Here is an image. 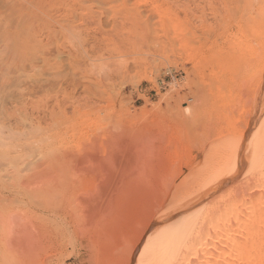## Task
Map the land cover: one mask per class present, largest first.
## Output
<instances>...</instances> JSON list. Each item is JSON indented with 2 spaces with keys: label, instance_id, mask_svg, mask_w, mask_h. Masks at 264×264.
<instances>
[{
  "label": "bare ground",
  "instance_id": "bare-ground-1",
  "mask_svg": "<svg viewBox=\"0 0 264 264\" xmlns=\"http://www.w3.org/2000/svg\"><path fill=\"white\" fill-rule=\"evenodd\" d=\"M13 7L17 10L15 4ZM11 8L9 2L0 0V14ZM158 14L167 25L174 27L164 11L158 10ZM1 27L3 23L0 26L2 51L13 45H17L16 49L27 45L19 42V38L14 40L17 34L13 31ZM187 44L182 47L186 49ZM234 45L235 59L242 63L237 62L241 71L235 70L239 74L235 84L237 91L232 89L225 93L216 87L207 97L221 102L219 111L215 109L218 112L208 107L217 113H207L208 109L202 110L201 104L200 110L199 103L187 104V112L183 111L186 114L168 112L174 122L164 113L169 123L160 116H148L150 110L145 111L146 105L139 107V113L134 111L136 108L133 112H125L129 110H125L127 107L121 109L131 101L122 105V99L116 102L114 98L123 94L120 87L123 83L120 82L117 89L112 84L116 81L118 84L123 78V63L83 60L86 63L62 64L60 60L49 62L48 57L41 62H12L7 64L5 72L2 68L0 264H264L262 142L259 144L262 148L256 149L257 158L255 152L252 159L255 169L250 167L255 175L250 172L251 180L241 183L240 192L229 195L228 191L217 201L216 198L221 197L217 189L232 178L226 171L228 168L216 172L220 165L216 170L211 166L214 174L212 169L206 170L209 166H203L202 161L201 167L205 168H201L203 173L200 169L203 177L198 179L201 173L195 174L193 157L187 156V152L190 155L192 151H188L179 137L183 134L188 140L190 134L189 139L196 140L202 136L200 139L205 146L201 144L203 147L198 150L201 148L203 155L213 145L214 134V138L219 139L229 135L233 141L243 137L244 130L239 131L232 124L224 108L239 103L244 93L251 90V68L263 63L264 50L261 45L253 47L245 42ZM190 56L194 66L206 65L197 58V52H191ZM217 77L214 76L215 81ZM158 107L157 112L162 111ZM157 112L154 111L161 113ZM210 119L223 121L225 127L221 124L218 129V121ZM212 124L217 127V133ZM172 125L178 127L180 133L188 130L185 135L184 131L178 134V129ZM199 126L203 134L196 131L201 129ZM189 129L195 132L188 133L192 131ZM228 138L222 144L226 147H220V150L224 148L223 152L217 151L222 157L218 155V162H226L225 158L231 153L228 144L231 138ZM191 142L188 141L192 147ZM193 147L191 150H195ZM224 152L228 153L225 157ZM207 156L201 158L207 159ZM215 162L212 163L215 165Z\"/></svg>",
  "mask_w": 264,
  "mask_h": 264
},
{
  "label": "rangeland",
  "instance_id": "rangeland-1",
  "mask_svg": "<svg viewBox=\"0 0 264 264\" xmlns=\"http://www.w3.org/2000/svg\"><path fill=\"white\" fill-rule=\"evenodd\" d=\"M6 1L12 5V8L11 11L8 9L5 10L7 16L5 11H2V15L0 14V16H2L0 18H3L2 20L0 19V24L2 25L3 23V27L5 26V29L3 27H1V29L8 32L13 31L14 34H17V37H15L14 40L19 38V42H23L25 44L27 43V45H23L20 49L18 47L16 49L17 45H13L9 49H5L6 51H2V49H0V76L7 71L5 70L8 69L9 65L7 64H13L15 62L22 63L29 60L41 62L46 58V60H48V57L49 62L57 63L58 60H60L63 62L62 64L65 62H67L65 64H73L76 62L77 64H80L83 60L87 61V63L101 62L104 64V62L107 63L110 60L111 62L108 63L114 64L116 62V64L120 65L123 63L122 65L125 67L123 68L125 70L122 78L123 81L122 79H119V83L117 84V81L114 82L112 87L114 86V88L117 89L120 86V82L123 83L120 87L122 93L126 95L124 97L122 94V98L120 97L116 99L115 97L114 99L116 102L118 101V103L119 100L122 99L123 102L121 100L122 103L120 102V105L124 104L127 100L131 101L127 102L129 105L125 103L126 105L121 106L124 108L120 107L121 109H125L127 107L125 110L129 109L127 111L123 110L125 112H133L136 108L134 111L139 113V107L141 109L143 108L142 106L146 105L147 107L144 106V108L148 109L145 111L150 110L147 112L149 115H147L152 117L154 116V118L157 115L158 118L160 116L163 119L165 118L163 116H165L168 112L172 114L175 112H181L182 114L183 111L187 112L185 106L187 107L191 104L197 105V103H199V106H197L198 108L201 104L202 110L208 109L207 113H210L211 111L208 108L209 106L213 108L212 110L217 109L219 111L218 107L220 105L218 106V104H221V102L218 103L215 99L212 100L207 96L209 91H213L214 93L216 91V87L219 88L220 91L223 90L222 92L225 93L233 90L237 91L238 86H236V83L239 74L237 75L236 73L237 71L238 73L241 71L240 69H242V67L240 65L242 63L240 62L241 60L235 59L237 50L234 49V43H250L253 47L261 45L264 50V0ZM13 4H15V9L17 10L13 9ZM158 10L164 11L167 14L174 27L171 28L167 25L168 23H165L164 17L161 14H158ZM11 22L12 26L10 27L9 25H11ZM15 26L19 28H15ZM12 27L14 30L11 29ZM184 43H188V46L185 47L186 49L182 47L184 46ZM86 49L89 50L86 52ZM76 50H79L82 57L86 56L87 58H82L78 51L77 53L75 52ZM68 51L70 53H68ZM193 51L197 52V58L200 59L201 63H206V65L194 66L193 60L190 59V53ZM75 55L76 57H74ZM188 56H190V58ZM77 57L81 58L76 59ZM90 58L93 60L91 61ZM73 60H75V62H73ZM205 60H207V62H205ZM85 61L81 64L86 63ZM6 65L7 67H5ZM251 69V90L244 93L243 99L239 103H235L232 107L229 106L230 108L228 109L223 107L228 110L229 115H227L229 120L233 121L232 124L237 127L239 131L244 130L243 137L241 136L240 139H235V141H233V138L229 135L223 136V138L220 137V139L214 138V133H217L219 127H222L221 124L223 123L221 122L223 121L210 119L214 122L218 121L216 125L218 129L216 126H213L214 123L212 124L213 128L216 127V131L212 128L214 135L212 134L213 136L211 138L212 142L214 141L213 145L215 146L211 145L212 147L210 146V150L208 151L209 153L204 152L203 155V151H200L201 148L200 150L198 149L199 147H203V145L205 146V144H203V139H200L202 136L197 134L199 131L203 134L201 132L202 127H200L202 126V123L199 126L201 129L196 130V134L200 137L196 138L197 141L193 138L191 139L193 141L195 140V143L193 141L191 142L189 139L192 135H188V133L193 134L195 131L193 132L192 129H189L192 131L187 133V140V136L184 138L181 133L184 131L185 135V130L188 129H185L180 133V129L175 127V125H172L175 129H178V134H181L179 136L175 132L179 137H182L181 143L185 146L187 145L186 147L189 148L188 151H192L190 155L189 152H187V156L189 158L193 157L195 174L199 175V173H201V170L205 168L203 167L204 164H206V168L209 166L206 170L209 171L212 169L214 174L218 171H222L221 169L225 170V168H228L226 171H228V175L232 176V178L229 182L227 181V185L225 184L223 185L224 187L221 186L222 188L220 187L217 189L220 191L217 192V190H215L214 195L217 197V193H219L218 197L221 196L219 198L215 197L217 201L218 199L224 197L223 195H231L232 193L240 192L239 190L242 189L244 181L249 180V176H251V173L255 171L253 170L255 169V165L252 164L254 161L252 159H255V152L257 158V150L262 148L260 147L262 144L264 145V60L263 63L253 65ZM234 74L237 77H235ZM214 76H219L217 77V81L214 80ZM231 81L235 83H232ZM136 85L138 87H136ZM138 96H140V98ZM142 96L143 98H141ZM206 98H210V100H206ZM227 98L229 99V97ZM227 98H225V100L228 101ZM174 99L176 103L172 102ZM179 100L181 102H179ZM144 101L150 104H147ZM178 102L179 104H177ZM212 102H214V104L217 103V105L212 104ZM118 103L117 106L119 107ZM211 104L217 107L214 108ZM228 104H231V101ZM172 105L175 109L171 110L170 108H173ZM177 105H180V107ZM156 106H161V108L158 107V109H161L162 111H158H160L163 115L160 112H157ZM178 108L182 111L178 110L177 112ZM154 111L160 114H156ZM151 112H153L154 115H152ZM165 112L167 113L164 114ZM185 112L183 114H186ZM168 115H166V117H168L171 121V114L168 113ZM211 115L209 118H212ZM213 115L215 116L216 114ZM168 119L163 120L168 122ZM171 122H174V120L172 119ZM213 131H211V133ZM196 134H194V136ZM227 136L229 137L228 139L231 138L230 143L233 141V146L228 143L229 141L226 142L232 149L230 148L231 151L230 149L225 151H230L231 153L229 155L228 153L225 154V152L224 155L222 153L223 157L227 155L229 157L227 159L225 158V161H227L224 163V160H220L222 162L221 165L220 161L218 162L217 160L221 157V153L219 152H221L222 149L224 150V148H221L220 150V147L225 146L222 144L226 141L224 139H226ZM198 139L202 140L200 141V145H203L200 146L197 143L199 141ZM188 141L195 146L199 145L198 148L193 145L194 147H192L195 150H191L192 147ZM260 142H262L261 145H259ZM259 147L260 149H258ZM217 151L219 152L217 153ZM207 155L210 156V158H215L216 155V158L213 160L211 158L210 160ZM202 156H207V159L209 158L210 162L208 161L209 163L207 164V159L201 158ZM211 161H216L215 165ZM201 163L203 164L202 167ZM224 164L228 165L225 166ZM217 165L220 166L218 167ZM211 166L215 168V170L216 167H218L216 172L213 168H211ZM251 166L253 169H250ZM212 172L210 174H213ZM202 173L198 176V179H201V176L203 177ZM253 175H255V173H252V176ZM231 183L235 185V187L233 185L234 189L231 186ZM235 188H237V190H235ZM228 191L229 193H227ZM138 258L139 256L136 257V259Z\"/></svg>",
  "mask_w": 264,
  "mask_h": 264
}]
</instances>
